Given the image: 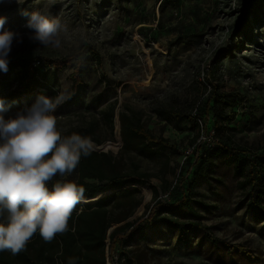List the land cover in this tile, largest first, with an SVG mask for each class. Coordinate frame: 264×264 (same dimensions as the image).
Wrapping results in <instances>:
<instances>
[{
	"label": "rangeland",
	"instance_id": "obj_1",
	"mask_svg": "<svg viewBox=\"0 0 264 264\" xmlns=\"http://www.w3.org/2000/svg\"><path fill=\"white\" fill-rule=\"evenodd\" d=\"M158 5L159 0L0 3V16L7 17L5 28L22 39L14 40L8 58H71L69 65L59 69L42 61V71L57 73L55 95L45 88L26 94V76L21 71L11 73L0 89L8 108L5 118L31 107L40 94L52 98L63 94L67 99L74 67L81 65L86 84L81 104L68 107L64 101L54 115L64 133L90 134L94 146L107 147L135 177H142L143 183L133 182L140 186L137 197L142 203L129 220L157 204L176 203L194 180L198 201L211 205L205 209L193 204L203 226L190 233L188 242L179 239L178 229L156 225L137 232L130 244L112 252L108 239L111 261L114 256L119 258L117 264L125 263V251L136 256L138 264H264V214L249 206L248 190L239 188L242 178L235 173L233 162L210 157L212 172L207 175L200 163L186 158L200 125L180 117L168 122L157 113L163 108L190 114L198 103L207 123L222 126L223 137L230 135L242 150V167L250 162L264 164V0H177L163 17ZM34 10L66 26L59 48L29 39L32 30L25 27L28 16L22 11ZM94 50L100 53L102 66L92 57ZM211 83H218L220 91L229 96L247 99L246 104L226 110L236 111L234 121L217 124L211 109L210 117L205 116ZM111 104H115L114 125L106 120ZM120 112H135L155 135L176 142L181 154L168 149L148 157L124 151ZM57 180L72 181V175L54 177L49 188ZM130 184L125 188H132ZM261 202L264 206V196ZM175 216L193 220L185 208ZM211 237L221 242L212 243ZM234 244L243 245L249 254L230 251L227 245Z\"/></svg>",
	"mask_w": 264,
	"mask_h": 264
},
{
	"label": "trees",
	"instance_id": "obj_2",
	"mask_svg": "<svg viewBox=\"0 0 264 264\" xmlns=\"http://www.w3.org/2000/svg\"><path fill=\"white\" fill-rule=\"evenodd\" d=\"M176 1L159 0L161 17L164 16L170 5H176ZM161 17L159 18V24L162 25ZM91 55L96 60L97 65L102 66L100 53L94 50L91 51ZM8 60V71L6 73L0 72V89L6 85L11 73L21 71L27 80L24 91L26 94H30L36 88H45L49 93L55 95V86L58 84L57 73L56 71L54 73L47 70L42 71V61L48 62L59 69L69 65L71 58L50 60L41 57H19L15 59L8 58ZM83 75L84 68L81 65H76L72 75L71 94L65 100L66 106L73 107L81 104L86 86ZM10 96L16 97L14 92H11ZM245 101L247 102V99L242 100L238 94L229 96L221 92L218 83H211L205 116L210 117L209 109H211L216 116L217 124L218 122H232L235 120L237 113L236 111L227 113L226 110L238 107L239 103L246 104ZM194 108H197L199 117L204 119L198 103L192 107L190 114H184L178 109L163 108L158 109L157 113L160 119L168 122H173L180 117L194 120L199 125L197 119L192 116ZM109 109L110 113L106 114V120L107 123L114 125L115 104H111ZM119 117L124 151L136 152L148 157L154 156L157 151L168 149L174 154H181L176 142L163 135H155L144 125L135 112L131 114L120 112ZM205 121L207 122V120ZM207 125L210 128H215L220 137V143L211 150L202 147L201 155L197 156L195 152L186 158H191L195 165L200 163V169L202 168L207 175L212 172L211 158H225L232 161L235 173L242 178L239 182V188L248 190L249 206L264 214V206L261 202L264 196V164L250 162L248 166L242 167L239 159L242 150L233 144L232 137L230 135L223 137L221 133L222 126H217L215 123H207ZM73 133L86 137V135L73 131L63 134L71 135ZM199 133L200 129L197 131L195 141L191 145L196 143ZM90 136L89 134L87 138H90ZM71 175L72 181L85 189L86 202L84 203L88 204H78L76 206L69 220V230L62 235H57L50 243H46L37 233L28 243L26 250L20 254L14 256L9 251L0 252V264H106L108 239L110 240L109 248L112 252L115 251L117 246L125 248L139 231L144 232L147 228L156 225H167L178 229L179 239L186 243L190 233L203 226L199 222L200 214L193 204L199 203L205 209H211V205L198 201L197 196L200 195H197L195 191L197 181L194 180L188 184L187 189L184 190L181 198L176 203L157 204L148 213L129 220L141 205L142 199L137 197L139 188H125V186L131 183L132 187L137 185L133 182L143 183V180L142 177H135L123 160L111 151L99 152L93 149L90 155L81 157L79 165ZM144 190L149 194L151 193L148 186H144ZM107 191L113 192L97 200L100 196L99 193ZM183 208L191 213L192 221H182L175 216V213ZM116 224L118 226L109 233L111 227ZM211 242L219 243L221 241L211 237ZM227 246L230 251L237 250L249 254L248 249L241 244ZM123 254L125 263L122 264H138L136 256H131L125 251Z\"/></svg>",
	"mask_w": 264,
	"mask_h": 264
},
{
	"label": "clouds",
	"instance_id": "obj_3",
	"mask_svg": "<svg viewBox=\"0 0 264 264\" xmlns=\"http://www.w3.org/2000/svg\"><path fill=\"white\" fill-rule=\"evenodd\" d=\"M22 5L25 0H0ZM27 15L29 39L44 47L61 46L67 28L58 18L34 10ZM7 17L0 16V72L8 71L9 54L19 34L5 28ZM40 94L31 107L5 118L8 111L0 98V252L18 255L37 233L50 243L69 230V220L78 204L86 202L85 189L75 182L57 180L73 173L82 156L93 150L92 141L79 134L64 135L54 115L65 101Z\"/></svg>",
	"mask_w": 264,
	"mask_h": 264
},
{
	"label": "built area",
	"instance_id": "obj_4",
	"mask_svg": "<svg viewBox=\"0 0 264 264\" xmlns=\"http://www.w3.org/2000/svg\"><path fill=\"white\" fill-rule=\"evenodd\" d=\"M246 102V101H245ZM192 116L197 119L198 124L200 125V133L196 140V143L194 145H191V148L186 153V157L189 155H193L195 152L197 156L201 155L202 147H205L207 149H213L215 146H217L220 143V137L218 136L215 128H210L207 125V122L199 117V114L197 112V108L194 109L192 112ZM109 250L107 249V259L106 264H117L119 258L114 259V256L111 259L109 258ZM113 262V263H112Z\"/></svg>",
	"mask_w": 264,
	"mask_h": 264
},
{
	"label": "water",
	"instance_id": "obj_5",
	"mask_svg": "<svg viewBox=\"0 0 264 264\" xmlns=\"http://www.w3.org/2000/svg\"><path fill=\"white\" fill-rule=\"evenodd\" d=\"M159 5H160V3H159ZM159 5H158V7H159ZM93 149L94 150H97V151H99V152H101V151H107V147L105 148V147H102V146H94L93 147ZM132 188H138V186H134V187H132ZM113 191H107V192H103V196L104 195H106V194H109V193H112ZM97 201V200H96ZM95 202V201H94ZM90 203H93V202H90ZM85 204H88V203H85ZM113 229H110L109 230V233H111V231H112Z\"/></svg>",
	"mask_w": 264,
	"mask_h": 264
},
{
	"label": "bare ground",
	"instance_id": "obj_6",
	"mask_svg": "<svg viewBox=\"0 0 264 264\" xmlns=\"http://www.w3.org/2000/svg\"><path fill=\"white\" fill-rule=\"evenodd\" d=\"M135 186H138V187H140L138 184L137 185H135ZM132 187H134V186H132ZM98 196V195H97ZM103 196V192L102 193H100V196L97 198V200L100 198V197H102ZM96 197V196H95ZM96 201V200H95ZM94 202V201H93ZM90 203V202H89Z\"/></svg>",
	"mask_w": 264,
	"mask_h": 264
},
{
	"label": "crops",
	"instance_id": "obj_7",
	"mask_svg": "<svg viewBox=\"0 0 264 264\" xmlns=\"http://www.w3.org/2000/svg\"><path fill=\"white\" fill-rule=\"evenodd\" d=\"M107 252V251H106ZM107 255V254H106Z\"/></svg>",
	"mask_w": 264,
	"mask_h": 264
}]
</instances>
